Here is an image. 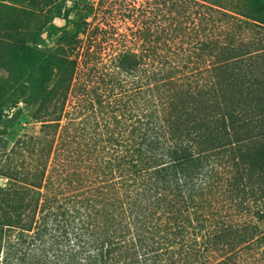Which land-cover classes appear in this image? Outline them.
<instances>
[{
	"label": "trees",
	"instance_id": "1",
	"mask_svg": "<svg viewBox=\"0 0 264 264\" xmlns=\"http://www.w3.org/2000/svg\"><path fill=\"white\" fill-rule=\"evenodd\" d=\"M228 1L130 8L108 52L88 22L26 45L8 82L48 132L49 184L58 170L74 189L0 227L5 264L41 247L62 264H264V0Z\"/></svg>",
	"mask_w": 264,
	"mask_h": 264
},
{
	"label": "rangeland",
	"instance_id": "2",
	"mask_svg": "<svg viewBox=\"0 0 264 264\" xmlns=\"http://www.w3.org/2000/svg\"><path fill=\"white\" fill-rule=\"evenodd\" d=\"M227 3L224 6L229 8L255 4L248 0ZM108 4H115L109 12ZM143 4L153 5L155 0H0V227H9L15 233L31 228L47 212L58 211V205L65 202L64 196L74 189H65L68 181L61 179L58 170L49 184L47 174L52 169V159L48 132L33 116L35 108L26 104L8 82L17 70V58L27 51L26 45H33L41 36L46 39V28L64 26L66 22L69 33L79 32L83 37L85 22L91 28L99 26L97 36L105 44L108 22L115 24L116 32L136 28L128 9H141ZM137 15L143 17L140 11ZM46 41L54 44L52 39ZM105 45L108 52V43ZM34 183L40 186L35 187ZM76 194L77 191L73 198ZM26 233H34V229H26ZM1 241L4 244L0 237ZM6 250L0 245V264H5ZM59 255L60 251L52 255L43 247L37 248L36 255L26 264H62Z\"/></svg>",
	"mask_w": 264,
	"mask_h": 264
}]
</instances>
